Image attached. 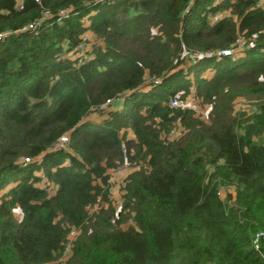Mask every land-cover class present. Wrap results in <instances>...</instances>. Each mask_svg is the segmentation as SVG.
Listing matches in <instances>:
<instances>
[{
  "label": "trees",
  "instance_id": "trees-1",
  "mask_svg": "<svg viewBox=\"0 0 264 264\" xmlns=\"http://www.w3.org/2000/svg\"><path fill=\"white\" fill-rule=\"evenodd\" d=\"M260 2L0 0V264H264ZM86 32L89 56L64 57ZM191 90L210 124L170 107ZM239 96L255 103L247 117L232 114ZM174 126L187 131L170 139ZM125 157L147 167L115 215L109 170Z\"/></svg>",
  "mask_w": 264,
  "mask_h": 264
},
{
  "label": "rangeland",
  "instance_id": "rangeland-1",
  "mask_svg": "<svg viewBox=\"0 0 264 264\" xmlns=\"http://www.w3.org/2000/svg\"><path fill=\"white\" fill-rule=\"evenodd\" d=\"M261 4V2H260ZM83 42L77 47L75 48V50L72 51H67V52H63L64 53V57H68V58H86L89 56V51L91 50L92 44L96 41L95 37L93 36V34H91L90 32H86L84 34V36H82ZM248 42V41H247ZM244 43H246V39H244L242 36H240V39L238 41V45H244ZM241 48H238V50H240ZM192 57V56H191ZM205 73H209V71L205 72ZM187 104L190 106V108H192L195 112L196 116H199L201 119H203L205 121V123L210 124L211 123V116H210V111H211V107L212 105L206 104V103H202L201 100H199L196 96H195V91L191 90V92L187 95L186 100ZM254 101L253 100H248L245 97H237L236 99H234L232 101V114H236L238 115L240 118L247 117L250 113H252L255 109L254 106ZM107 106H102L100 109H106ZM100 111H93L90 113V115H88V119H97L101 116V114L99 113ZM242 114H244L242 116ZM177 127V126H176ZM179 131L176 135L174 136H170V139L175 138L177 135L183 134L185 131H182L183 129L178 128ZM128 137H131L132 134L130 132H128L127 134ZM264 136V135H263ZM179 137V136H178ZM147 163L143 161V163H130L127 160V157H125V161L123 163V165L119 166L116 169H112L109 170V174H110V187H109V195H110V201L109 203L115 208V215H117V213L121 210L122 208V204L124 202V198L123 195L125 193L124 187L127 181V177L129 176V174L134 171L137 170L139 168H146ZM41 175V173H39ZM44 180H41L38 185H44L43 184ZM57 186L53 185L52 188L50 189L51 193H54L56 190ZM233 185H223L220 187V195L222 198L225 197V193L226 191H230V192H234L233 191ZM108 203H104V204H95L94 206H92L89 209V213H92L94 211H98L100 209L101 206H103L104 209L108 208ZM15 213L17 215H19L18 213H20V210L17 208L15 209ZM131 220V219H130ZM128 219L127 222L122 223L121 227L122 228H126L129 224H131L132 222ZM79 230H73L66 239V242L64 244V250L62 253V257L60 258L62 261L68 259V257L70 256V252H71V245L73 244L74 240L77 238V236L79 235Z\"/></svg>",
  "mask_w": 264,
  "mask_h": 264
},
{
  "label": "built area",
  "instance_id": "built-area-1",
  "mask_svg": "<svg viewBox=\"0 0 264 264\" xmlns=\"http://www.w3.org/2000/svg\"><path fill=\"white\" fill-rule=\"evenodd\" d=\"M35 1H38V0H35ZM261 2L264 1V0H260ZM65 13H67V10H63L60 12L61 15H64ZM44 16L47 17L49 16V13L48 12H44ZM37 26V23H31V24H28L27 26L23 27L22 30L24 29H34L35 27ZM8 32H4V33H0V39L3 38L5 35H7ZM232 52L231 49H223V50H220L218 51L216 54L217 55H220V54H223V55H228ZM155 82H159V80H155ZM120 99H122L120 97ZM115 99H107L105 101V105L114 101ZM119 100V99H117ZM116 101V100H115ZM169 105L170 107H182V108H185V107H190L186 101H183L179 98L178 95H175L174 97L171 98V100L169 101ZM179 127H176L174 126L170 131H169V135L172 137L174 135H176L179 131L178 129ZM67 142V136L66 135H62L58 141L54 144V149H59L61 147H64L65 143ZM32 159L30 158H25V161H31ZM261 238H264V232L263 231H257L254 233L253 235V238H252V245L254 246V248L256 250H259L260 249V239ZM264 256V255H263Z\"/></svg>",
  "mask_w": 264,
  "mask_h": 264
}]
</instances>
